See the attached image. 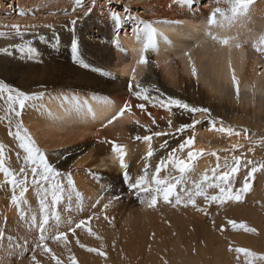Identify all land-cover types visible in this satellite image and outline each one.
Returning <instances> with one entry per match:
<instances>
[{
  "label": "bare ground",
  "instance_id": "1",
  "mask_svg": "<svg viewBox=\"0 0 264 264\" xmlns=\"http://www.w3.org/2000/svg\"><path fill=\"white\" fill-rule=\"evenodd\" d=\"M4 1L0 0L1 26H10L7 22L14 20H26L34 24L32 30L38 33L29 34L36 36L32 44L35 53L23 54L25 57L30 56V60L25 63L18 60L19 66H16V62L10 66V58L3 57L5 63L2 60L0 64V81L28 93H44L24 113L23 119L36 141L42 142L43 146H56L55 150H49L51 155L64 151L74 141L82 143L79 146L85 153L81 155L80 152V155L71 159V166L68 165L66 170L75 181V193L84 195L88 204H100L101 197H105L101 196L103 191H115L117 188L120 191L128 187V181L122 175L124 169L120 167L116 154L111 151L108 143L102 141H115L126 146L128 172L135 178L136 174L142 172L148 148L147 144L133 139L137 134H145L135 121L160 131L168 130V118L173 119L174 127L189 122L186 113L181 114L180 110L169 113L158 105L154 107L152 102L146 103V111L140 110L136 104L142 101L136 99L129 84L138 82L141 87L150 88L153 96L156 95L154 89L159 88L166 96L209 108L212 117L223 120L225 126H231L237 131L247 129L249 135L257 131L264 137V55L256 51V46L264 40V0H254L247 16L238 18L230 27H214L212 34L219 38L216 41L208 35L207 25L216 0H196L194 6H188L182 0H128L124 9L129 11L136 8L135 13L129 12L131 16L151 22L159 33V50L149 49L147 52L143 50L144 35L140 34L138 39L134 32L138 20L128 21L120 30L119 47L112 43L114 25L109 18L110 10L98 4L102 0H96L92 13L87 17L84 12L92 6L93 0H83V7H78L75 0H9V8H19V13L27 10V15H30L35 12L25 18L7 16L4 12H10ZM38 13L46 16L37 19ZM78 17L81 19L76 34L80 41L81 58L90 68H84L73 61L70 47L72 34L68 26L72 19ZM34 20L41 21V24L35 26ZM47 25H52V28ZM3 33L17 38L8 30ZM57 34L58 39L53 38ZM225 38L230 41L227 46L219 42ZM237 44L240 47H236ZM10 48L0 49V55L2 52L5 56ZM12 49L9 53L14 52ZM141 55L148 57L147 65L138 63ZM59 59L68 63L60 62ZM192 63L197 68L196 77L191 75ZM26 69L28 74L24 73ZM233 71L239 86L238 98L236 84L232 81ZM133 74L136 81L131 79ZM77 102L79 109L76 107ZM126 102L132 105L131 111H126L123 116L108 124ZM153 118L159 124L158 129L152 124ZM196 119H201V115L198 114ZM188 132L196 137L197 147L217 150L223 158L232 152L222 150L231 149L233 144H240L243 140L212 130L206 115L194 131L190 129ZM167 138H155L152 142L154 156L150 163L153 168L158 159L166 154L161 144ZM211 162L210 155L201 157L197 161V169H205ZM10 194L11 190L0 188V200L7 199ZM103 222L101 216L98 223L102 226L105 224ZM117 241L116 247L120 243V240ZM118 252L121 251L118 249ZM136 261V257H133L131 264Z\"/></svg>",
  "mask_w": 264,
  "mask_h": 264
},
{
  "label": "rangeland",
  "instance_id": "2",
  "mask_svg": "<svg viewBox=\"0 0 264 264\" xmlns=\"http://www.w3.org/2000/svg\"><path fill=\"white\" fill-rule=\"evenodd\" d=\"M6 2L7 8H9L11 1L5 0L4 3ZM103 2L109 3V0L98 2L101 8L115 11L120 10L119 12L124 15L125 3L128 0H112L114 7L111 9L109 8V4L104 5ZM17 5L15 6L17 7ZM19 11V8L14 9L13 7L12 9L9 8V12L12 14L4 13L7 16L13 15L19 18L31 17L35 13L27 15V10H25L23 11L25 15H20L21 12L19 13ZM135 11H137L136 8H131L128 12L135 13ZM42 16L45 17L46 14L42 15V13H38V16L35 17L38 19ZM35 22V26L41 24L39 20ZM7 23L11 25H0L2 28L0 32L8 30L13 32L17 38L13 37V39L8 33H6L8 34L7 36H0L2 38L0 49L6 50L7 47H11L10 49L13 48L12 50L14 51L13 53H9L10 49H8L5 56L1 52L0 56L2 58L0 59V64L2 60L5 63L3 57H9L8 64L10 66L14 62H16V66H19L18 60L23 63L30 60V56H23L25 52H22L19 46L27 43H31L32 45L36 36H29V34L34 33L33 35H35L38 31L32 30L34 24L32 23L31 25L30 21L14 20ZM12 25H19L21 31L25 32L23 39L16 36L15 29L11 27ZM59 61L67 62L63 59H59ZM62 66L64 65H60V67ZM26 71L24 73L28 74L29 71L27 69ZM30 72L32 73V69ZM31 107H33V101L28 102L24 113ZM174 111H178V109L173 108L172 113ZM24 113L23 115H25ZM8 119H12V130L14 131L16 117L14 114L7 112V104L4 99L0 98V144L5 145L6 149L9 150L8 166L18 169L22 166V161L16 159V151L19 149L17 141L8 134ZM22 121L24 127L28 129L33 139H35L34 134L30 132L25 124L23 116ZM177 138L179 137L169 136L167 138L169 147L177 141ZM237 138L243 139L240 143L242 147L236 149L234 153L227 157H221V163H223L224 159H228L231 162L233 154L241 156L246 160L264 161V144L261 143L264 137H261L257 131L251 132L250 135L247 134V137L242 133ZM91 140L93 139L91 138ZM36 142L49 155L54 166L65 172V174L69 172H67L66 168L68 165L71 166L72 161L70 162V160L82 152L80 148L82 143L74 141L70 145L71 147L67 146L64 151H58V154H54L53 156L49 153V150H55L56 146L53 147L50 144H44L43 146L42 142L40 143L38 140ZM74 143H76L75 146ZM79 144L81 145L79 146ZM84 153L82 152L81 155ZM211 158V164L205 169H197L198 171L193 177L194 179H199L202 173L215 167L216 157L211 156ZM250 168L251 165L247 169L242 168L241 172H247ZM140 174H136L135 176ZM3 181V174H0V183H3ZM242 183L243 177L239 175L234 190ZM114 190H109V192L103 191L105 195L101 196L105 197L100 196L102 200L97 205L90 204V202L88 204V199L86 201L84 195L76 196L74 193L73 199L70 202V210L68 207L69 202L67 201L61 203L58 209L52 210L53 212L58 210L61 216L60 227L59 229L53 228L52 235H55L57 231H68L75 223H78L80 220H88L91 217L88 226L100 237L97 239L96 236L89 235L85 229H78L75 237L69 233V244L67 247L62 241L49 239L47 241L49 248L64 261V264H69L68 257L70 255H75L78 264H131L133 257H136L137 261H139L133 264H244L245 258L243 255L239 254L238 259V254L231 251L230 248L243 247L257 253H264V169H260L254 174L252 188L241 202L229 201L223 205H219L217 203L208 204L202 198H197V204L205 208L206 214L191 206L183 207L168 204L164 203L163 200L158 201L155 207H149L146 202L142 203L128 187L125 190L119 191L118 188ZM208 191L210 195L216 194V190L214 189H209ZM107 194L111 197H108ZM8 196L10 197L0 200V233L3 234V238H0V264H33V253H35L40 264H55L43 249L35 247L39 240V230L36 228L35 223L31 222V216L36 215L38 220H42V213L40 212L38 197L35 192L30 189L26 194L30 208L25 209V214H21L20 209L11 203V194ZM112 196H120L121 198L113 199ZM105 199L108 200L105 201ZM104 204L109 205L107 209L103 207ZM62 216L64 219H62ZM101 216L104 219L103 223H105L102 226L98 223ZM52 219L51 223L54 224V217ZM228 220L245 222L250 227L255 228L256 232L233 231L230 226H227ZM222 226H227L225 231H220ZM76 238H79L80 243L86 245V248L79 247L75 243ZM117 240H120L118 247L115 245H118L119 241ZM87 247L97 248L107 255L106 257L98 256L96 253L88 252L86 250ZM118 249L121 251L120 253ZM132 251L134 252L131 253ZM136 252L141 255H138ZM137 256L142 259L139 258V260Z\"/></svg>",
  "mask_w": 264,
  "mask_h": 264
},
{
  "label": "snow or ice",
  "instance_id": "3",
  "mask_svg": "<svg viewBox=\"0 0 264 264\" xmlns=\"http://www.w3.org/2000/svg\"><path fill=\"white\" fill-rule=\"evenodd\" d=\"M75 2L78 7H83V0H75ZM182 2L188 6H194L196 0H182ZM253 3L254 0H216V6L209 13V18L207 20L209 29L208 35L210 38L213 41L218 40L219 38L212 34V29L214 27H230L238 18L247 16ZM95 4L96 0H93L92 6L88 7L84 12L85 17L92 13ZM221 4H223V7H221ZM112 7H114L112 0H109V8L111 9ZM73 11H75V9H73ZM124 12L125 14L121 15L119 11H109V18L114 25L112 43L119 47L120 30L128 21L138 20L139 22L134 32L138 39L140 34L144 35V52H147L149 49L158 51L157 36L159 33L156 28L153 27L152 23L131 16L127 9H125ZM20 15H25V13L21 12ZM218 17H220V19H217ZM80 19L79 17L77 19H72L69 23L68 31L72 34L70 47L73 54V61L84 68H90L91 66L84 63L81 58L80 41L76 34L78 21ZM164 23L168 22L164 21ZM11 27L15 29L16 36L21 39L24 38L25 32L21 31L19 25H12ZM46 27L51 29L52 25H47ZM3 35L4 33L0 32V36ZM41 38L43 39V37ZM56 38L58 39V34ZM165 39L167 38L165 37ZM219 42L225 46L230 43L226 38L220 39ZM19 47L22 52H27L29 54L35 53V49L32 47L31 43L20 45ZM236 47H240V45L237 44ZM256 51L264 55V40H261L260 45L256 46ZM189 60L191 61L190 57ZM138 63L140 65H147L149 63L148 57L146 55H141ZM93 70L95 71L97 69ZM191 75L193 77L197 76V68L194 63H192L191 66ZM131 79L132 81H136L135 74L132 75ZM232 81L236 84L238 98L239 86L234 71ZM129 89L132 90L138 101H142L136 104V107L142 111L147 110V102H152L154 107L158 105L169 113L173 112V108L178 109L181 114L186 113L189 118V122L181 123L176 127L173 126V119L168 118V130L164 131L154 130L152 127L140 125L138 120L135 121L137 125L143 128L145 134H137L133 139L148 145L142 174L138 175L136 178H133L128 172L129 166L126 162L128 151L126 150V146L115 141H102L103 143H108L111 147V151L116 154L120 167L124 169L122 175L128 181L129 190L132 191L142 203L146 202L149 207H155L158 201L163 200L164 203L183 207L191 206L200 212H205V208L197 204V198H202L208 204L217 203L219 205H223L229 201L241 202L243 200L244 196L252 188L254 174L258 170L264 169V161L257 162L246 160L241 156L233 154L231 162H229L228 159H224L223 163H221L219 151L197 147L196 137L190 134L188 130L191 129L194 131L196 125L202 122L205 115L212 130L227 134L229 137L240 136L242 133L247 137V129L237 131L231 126H225L223 120H217L212 117L209 108L191 105L182 99L166 96L159 88L154 89L156 93L155 96L151 95L150 88L141 87L138 82L129 84ZM43 95V92L28 93L4 81H0V98L4 99L7 104V112L9 114H14L16 117L14 131L12 130V119H8V134L17 141L19 150L16 151V159L22 161V166L18 169H13L8 166L7 160L9 159V150L6 149L5 145L0 144V174H3L4 177L3 183H0V188H8L11 190V203L20 209L21 214H25V209L30 208L26 194L30 189L35 192L38 197L40 212L42 213V220H38L36 215L31 216V222L35 223L36 228L39 230V240L35 247L43 249L55 264H64V261L49 248L47 243L49 239L62 241L67 247L69 244V233L75 237L78 229H85L89 235L96 236L97 239L100 237L88 226L91 217H89L88 220H80L78 223H75L68 231H57L55 235L51 234L52 229H59L61 224L59 211L53 212L52 210L58 209V206L65 201L69 202L68 207L70 210V202L75 193V181L70 172L65 174V172L54 166L49 155L38 146L36 140L33 139L28 129L23 125L22 116L28 102L39 101ZM76 107L79 109V102H77ZM131 107L132 105L126 102L120 111L108 121V124L113 123L114 120L123 116L126 111H131ZM198 114L201 115V119H196ZM148 115L151 116V113H148ZM152 124L155 125L156 129L159 128V124L155 118L152 119ZM105 127H107V125H105ZM169 136L179 137L180 139L174 147H169L167 139L164 140L163 144H161V148L166 150V154L158 159L156 166L153 168L150 163L151 158L154 156V150L151 146L152 142L155 138ZM261 143L264 144V139L261 140ZM241 147L242 145L240 144H233L231 149H224L222 151H231L234 153L236 149ZM206 155L216 157L215 167L206 170L200 175L199 179H194L193 177L198 171L197 161ZM249 165H251L250 170L242 173L241 169H247ZM238 174L242 175L243 183L234 190V186L237 184L239 178ZM209 189L216 190V194L210 195ZM75 194L77 196L79 195V193ZM120 198V196L113 197V199ZM108 206V204L103 205L105 209H107ZM53 217L55 220L54 224L51 223ZM227 226H230L233 231L242 230L244 232H256L255 228L250 227L245 222L228 220ZM227 226H222L220 231H225ZM0 238H3L2 233H0ZM75 243L81 248H86V245L80 243L79 238L75 239ZM86 250L96 253L98 256L106 257L107 255L97 248L87 247ZM230 250L238 254V259L239 254H242L245 258L244 264H264V253H257L243 247L230 248ZM68 260L69 264H78L75 255H70ZM32 261L33 264H40L35 253L32 255Z\"/></svg>",
  "mask_w": 264,
  "mask_h": 264
}]
</instances>
